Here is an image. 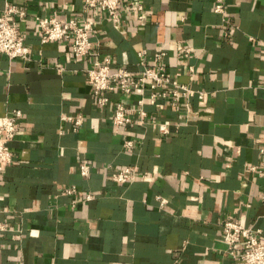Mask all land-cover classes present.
I'll return each instance as SVG.
<instances>
[{
  "label": "crops",
  "instance_id": "1",
  "mask_svg": "<svg viewBox=\"0 0 264 264\" xmlns=\"http://www.w3.org/2000/svg\"><path fill=\"white\" fill-rule=\"evenodd\" d=\"M142 1L143 14L123 4L115 21L85 11V0H0V14L7 3L25 11L16 20L30 49L0 53V116L22 111L0 172V264H244L224 241L229 218L264 243V174L249 168L264 165V0ZM53 16L94 19V52L78 58L68 41L43 42L35 18ZM160 52L202 100L174 105L148 89L97 104L89 69L109 58L112 70L138 74ZM114 102L130 123L114 125ZM126 167L139 176L113 181Z\"/></svg>",
  "mask_w": 264,
  "mask_h": 264
},
{
  "label": "built area",
  "instance_id": "2",
  "mask_svg": "<svg viewBox=\"0 0 264 264\" xmlns=\"http://www.w3.org/2000/svg\"><path fill=\"white\" fill-rule=\"evenodd\" d=\"M126 5L132 11L143 14L145 5L142 0H85V11H99L106 13L112 20H118L122 5ZM215 11L224 12V5L221 1L215 4ZM25 11L14 3H7L4 12L0 14V53L6 54L11 58H26L29 53V47L20 38V31L16 17H24ZM36 25L43 42L49 41H68L71 44L72 53L75 57L82 58L94 52V43L92 35L95 33L96 22L88 18L78 20L71 18L69 20L58 19L57 17H36ZM228 34V32H226ZM188 48L187 51H190ZM164 52L158 54L159 62L152 67H145L138 74H133L125 68L112 70L111 59L98 67L87 71L91 81L93 93L96 97L97 104L101 106L109 105L111 100L107 95L108 92L120 91L121 93L130 94L135 91L144 93L149 89L146 95L150 99H169L174 105L180 102L181 98L188 102L193 94H197L199 99L205 97L204 91L194 90L187 85H180L174 81L165 64L161 61ZM189 111V104L186 103ZM113 123L115 126H122L130 123L129 114L122 102L113 103ZM142 116H146L145 111H141ZM22 117V111L17 109L12 113L0 116V172L3 171L7 164L12 163L14 158L13 142L19 131V120ZM65 119L74 120L75 129L83 121L81 116L74 119L71 116H65ZM162 134H167L169 129L166 124L160 125ZM133 141H126L125 147L132 148ZM264 154V147L261 148ZM80 173L88 176L92 167L89 163H81ZM250 170L264 174V165H251ZM139 174L131 167H126L120 171L112 173L111 178L118 183H126L136 179ZM144 177L146 175H143ZM75 190L68 189L72 194ZM86 199H92L91 194L86 195ZM264 203V193L262 194ZM224 241L230 248L233 257L243 261L244 264H264V243L261 241L258 231L251 227L227 219L223 222ZM6 230V225L0 221V236ZM237 247H241L237 251Z\"/></svg>",
  "mask_w": 264,
  "mask_h": 264
}]
</instances>
